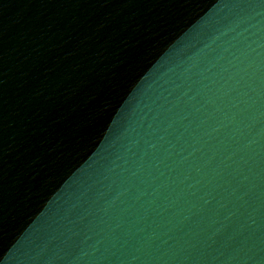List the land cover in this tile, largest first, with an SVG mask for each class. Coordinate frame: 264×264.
Returning a JSON list of instances; mask_svg holds the SVG:
<instances>
[{
    "label": "water",
    "instance_id": "1",
    "mask_svg": "<svg viewBox=\"0 0 264 264\" xmlns=\"http://www.w3.org/2000/svg\"><path fill=\"white\" fill-rule=\"evenodd\" d=\"M0 264H264V0H21Z\"/></svg>",
    "mask_w": 264,
    "mask_h": 264
}]
</instances>
